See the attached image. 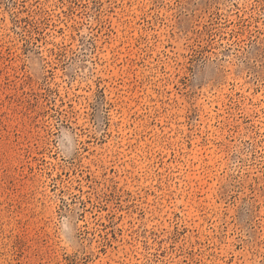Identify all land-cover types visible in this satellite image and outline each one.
I'll return each mask as SVG.
<instances>
[{
  "label": "rangeland",
  "instance_id": "1",
  "mask_svg": "<svg viewBox=\"0 0 264 264\" xmlns=\"http://www.w3.org/2000/svg\"><path fill=\"white\" fill-rule=\"evenodd\" d=\"M0 264H264V0H0Z\"/></svg>",
  "mask_w": 264,
  "mask_h": 264
}]
</instances>
